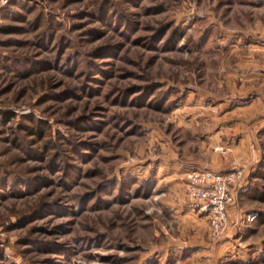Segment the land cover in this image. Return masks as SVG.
Returning <instances> with one entry per match:
<instances>
[{
	"label": "rangeland",
	"instance_id": "rangeland-1",
	"mask_svg": "<svg viewBox=\"0 0 264 264\" xmlns=\"http://www.w3.org/2000/svg\"><path fill=\"white\" fill-rule=\"evenodd\" d=\"M224 163L257 217L212 262L264 264V0H0V264H199Z\"/></svg>",
	"mask_w": 264,
	"mask_h": 264
},
{
	"label": "built area",
	"instance_id": "built-area-1",
	"mask_svg": "<svg viewBox=\"0 0 264 264\" xmlns=\"http://www.w3.org/2000/svg\"><path fill=\"white\" fill-rule=\"evenodd\" d=\"M215 150L225 151L222 146H215ZM243 179L244 169L240 166H233L231 171L224 173L195 169L186 174V197L207 217L214 239L226 233L231 225L228 209L237 202L236 195ZM255 217L256 214L248 213L244 220L252 221Z\"/></svg>",
	"mask_w": 264,
	"mask_h": 264
},
{
	"label": "crops",
	"instance_id": "crops-1",
	"mask_svg": "<svg viewBox=\"0 0 264 264\" xmlns=\"http://www.w3.org/2000/svg\"><path fill=\"white\" fill-rule=\"evenodd\" d=\"M222 146V145H221ZM197 170H200V169H207L211 172H218V173H224L226 171L229 170L228 168V164H222L221 166L219 167H216V168H212L209 166V168L207 167H196ZM181 213V216H184V217H189V219H191L192 221H195V223L197 225H199L201 228L203 227V233H200L198 230H197V235L200 236V239H201V242L199 244H201V249L199 251H196V252H193V254L197 253L199 255H201V260L199 262V264H213L212 262V257L210 256V249L206 246V241H205V230L209 231V226L207 224V217L202 214H201L197 211V209L195 207H193L192 205V202L191 201H187L185 202L180 208H179V214ZM248 213H253L252 210H248V211H244L240 205H238V202H236L235 204H232V206L229 207L228 209V215H229V219H230V223L233 224V221L236 222V221H240V218L244 219ZM236 220V221H235ZM232 229V228H231ZM230 229V230H231ZM230 232V231H229ZM206 252V253H205ZM214 252V251H213Z\"/></svg>",
	"mask_w": 264,
	"mask_h": 264
},
{
	"label": "trees",
	"instance_id": "trees-1",
	"mask_svg": "<svg viewBox=\"0 0 264 264\" xmlns=\"http://www.w3.org/2000/svg\"><path fill=\"white\" fill-rule=\"evenodd\" d=\"M8 117H9V116H7L6 118H8ZM256 217H257V215H256ZM256 217H255V218H256ZM260 221H261V220H260Z\"/></svg>",
	"mask_w": 264,
	"mask_h": 264
}]
</instances>
